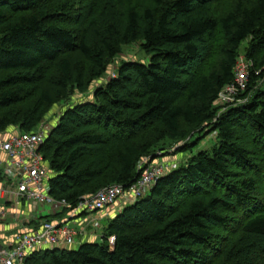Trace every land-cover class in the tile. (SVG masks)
<instances>
[{
  "label": "trees",
  "instance_id": "1",
  "mask_svg": "<svg viewBox=\"0 0 264 264\" xmlns=\"http://www.w3.org/2000/svg\"><path fill=\"white\" fill-rule=\"evenodd\" d=\"M217 1L0 0V138L32 131L63 97L84 92L122 45L141 41L150 55L121 62L45 137L48 193L68 208L130 185L143 158L188 150L193 131L217 139L122 206L99 242L39 249L23 264H212L219 253L218 264H264V0H234L216 16ZM243 42L245 87L219 105ZM164 139L171 144L157 148Z\"/></svg>",
  "mask_w": 264,
  "mask_h": 264
},
{
  "label": "built area",
  "instance_id": "2",
  "mask_svg": "<svg viewBox=\"0 0 264 264\" xmlns=\"http://www.w3.org/2000/svg\"><path fill=\"white\" fill-rule=\"evenodd\" d=\"M240 61L238 58L234 68L235 83L219 93V100L225 89L235 95L245 87L248 74L240 68ZM234 95L226 103L234 102ZM50 129V125L41 123L38 129L11 131L0 138V199L5 200V205L0 206V220L7 217L18 220L33 208L41 209L36 210L37 216H31L32 222L36 219L37 223L15 227L13 234L0 243V264H23L29 253L43 248L74 247L76 232L69 224L80 214L134 201L148 192L158 177L177 165V161L143 158L137 163L140 173L133 183L104 186L92 195L82 196L73 208H68L64 199H55L48 193L49 168L40 147ZM45 213L51 218H43ZM94 226L98 234L96 221Z\"/></svg>",
  "mask_w": 264,
  "mask_h": 264
},
{
  "label": "rangeland",
  "instance_id": "3",
  "mask_svg": "<svg viewBox=\"0 0 264 264\" xmlns=\"http://www.w3.org/2000/svg\"><path fill=\"white\" fill-rule=\"evenodd\" d=\"M234 0H219L217 2H215L212 6V13L216 16L223 14L224 13V9L223 8H228L229 6H233ZM78 11L75 10V13H77ZM67 25L69 27L74 28L76 25L74 22H66ZM221 37L220 33L218 32L217 34V38H216V42L214 44H216L217 42H219V38ZM247 46V42H243L241 44L240 47V52L241 54L239 55V60L240 61V68L243 67L244 71L247 72V74L249 73V68L251 67V63L250 61H248L244 54H243V50L246 48ZM214 52H212L213 54ZM263 51H259V55L258 56H262ZM210 53V55H212ZM209 55V56H210ZM215 58L216 56H212L211 58H207L202 66L203 68L207 69L208 67L212 66L215 63ZM150 60V55L147 54L141 47V41H136V42H131L128 44H124L121 47V51L119 54H117L108 64L107 70L105 72V74L97 79H94L89 85L88 87L84 90V92L75 90L72 93L66 95L65 97H63L60 101H58V103H56L55 105H53L52 107H50V109L48 110V112L43 116V119L36 124V126L33 128V130L38 129L39 125L41 123L47 124L52 126L54 123H56L57 119L59 118L60 113L67 108L68 106H70L71 104H74L80 100L83 99H88L91 97V91L93 89V87H95L96 85L101 84L102 82H104L105 80H107L108 78H110L111 76L114 77L116 75L117 72V68L118 66L121 64V62L123 61H136V62H141V63H147ZM242 62V63H241ZM250 64V65H249ZM248 79V78H247ZM240 91V90H239ZM238 92L235 93V95ZM234 95V92L232 94H229L228 89H225L222 92V95L220 98L219 105H224L226 103V100H228V98H232V96ZM235 98V97H234ZM30 101H26L22 107L26 106ZM232 103V102H229ZM206 129V128H205ZM204 131L202 132H197V131H193L191 132L190 138H189V143L192 144L188 150L186 151H182V152H178L175 154H167L163 157H158L156 158L157 160H171L173 162H178L179 164L183 163L184 160L186 158H188L191 154H194L198 151L201 150H206V151H210L211 148L213 147V145H215V143L217 142L216 136L214 132H210L207 131L208 133L204 136ZM6 131V130H5ZM3 131V135L10 133L11 131H17L15 128L12 129H7V131L5 132ZM202 136V137H199ZM172 140L169 139H164L162 142L159 143V147H168L171 144ZM173 147V146H172ZM172 147L169 150H172ZM167 152V151H166ZM162 152H160L159 155H161ZM5 205V200L4 199H0V206H4ZM24 208V207H23ZM113 208V207H112ZM107 209V208H106ZM98 211H93V213H97ZM97 215V214H96ZM100 219V218H99ZM95 222V221H94ZM96 222L98 223V228H99V232L98 234H96V237L94 239L95 242H99L101 240V233H103L105 231V228L107 226V224L109 223L108 219L105 218H101L100 220H96ZM70 227L72 229H75V231L77 232L76 229L77 226L74 225V223H70L69 224ZM88 233L90 234L89 237H84L83 235H78L75 239H81V241L87 242L90 237L92 235H94V233H97V230H95V226L94 223H92V225H89L87 228ZM74 236V237H75ZM231 238V237H230ZM3 240L0 238V243ZM78 245L75 244L74 247H77ZM221 257V254H217L214 255V257L210 260L212 264H218L217 261L219 260V258ZM213 261V262H212Z\"/></svg>",
  "mask_w": 264,
  "mask_h": 264
},
{
  "label": "crops",
  "instance_id": "4",
  "mask_svg": "<svg viewBox=\"0 0 264 264\" xmlns=\"http://www.w3.org/2000/svg\"><path fill=\"white\" fill-rule=\"evenodd\" d=\"M124 205H115V206H110L105 210H101L98 211L97 213H82L80 214L75 221H73L74 225L77 226L78 229L77 232L74 231L79 235H83L84 237H89V233L87 231V228L89 225H92V223H94V221L96 220H100L101 218H105V219H110L112 218L116 212L119 211V209H121V207ZM41 210L40 207H37L36 209L33 208L31 213H25L26 215H24L21 219L18 220H14L13 218H9L7 217L4 220H0V238L5 241L7 238H9V236H11L13 234V229L15 227H19L20 226H24V227H30L32 225H34L35 223H37V220L35 219V221L32 222V220H34L33 218H31V216L35 217V215L37 216V211L36 210ZM97 214V215H96ZM42 216H48L49 218L50 215L42 214ZM28 218V219H27ZM100 218V219H99ZM76 234V236H77ZM75 236V238H76ZM96 237V233H94V235H92L90 237V239L88 241L93 242L94 239ZM84 241H81V239H75V244L79 245Z\"/></svg>",
  "mask_w": 264,
  "mask_h": 264
}]
</instances>
